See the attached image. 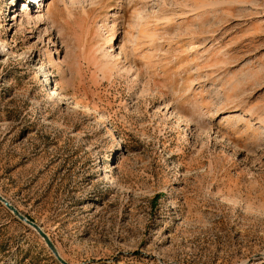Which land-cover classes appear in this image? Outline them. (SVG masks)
Returning <instances> with one entry per match:
<instances>
[{
    "label": "rangeland",
    "instance_id": "374dc122",
    "mask_svg": "<svg viewBox=\"0 0 264 264\" xmlns=\"http://www.w3.org/2000/svg\"><path fill=\"white\" fill-rule=\"evenodd\" d=\"M23 1L0 195L68 264H264V0ZM0 264H59L1 204Z\"/></svg>",
    "mask_w": 264,
    "mask_h": 264
},
{
    "label": "water",
    "instance_id": "95a60500",
    "mask_svg": "<svg viewBox=\"0 0 264 264\" xmlns=\"http://www.w3.org/2000/svg\"><path fill=\"white\" fill-rule=\"evenodd\" d=\"M0 204L3 205L13 217H15L18 221L22 222L29 228H31L43 241L46 248L49 250L51 255L59 264H68L58 253L55 246L47 236V234L41 229V227L33 222L32 220L25 217L22 213H20L13 205H11L4 197L0 195Z\"/></svg>",
    "mask_w": 264,
    "mask_h": 264
},
{
    "label": "bare ground",
    "instance_id": "6f19581e",
    "mask_svg": "<svg viewBox=\"0 0 264 264\" xmlns=\"http://www.w3.org/2000/svg\"><path fill=\"white\" fill-rule=\"evenodd\" d=\"M27 8H28V6L25 4V0L22 2V6H21V8L20 9H22L20 12H19V18H21L20 20H21V25L23 24V22H24V19H28V16H27ZM24 25V24H23ZM22 28V27H21ZM3 48V47H2ZM17 55V54H16ZM14 56V55H13ZM20 56V55H19ZM17 57H18V55H17ZM53 93H55V91H53Z\"/></svg>",
    "mask_w": 264,
    "mask_h": 264
}]
</instances>
